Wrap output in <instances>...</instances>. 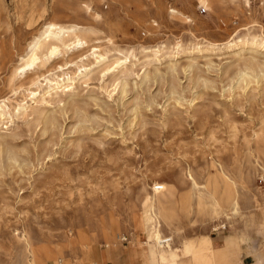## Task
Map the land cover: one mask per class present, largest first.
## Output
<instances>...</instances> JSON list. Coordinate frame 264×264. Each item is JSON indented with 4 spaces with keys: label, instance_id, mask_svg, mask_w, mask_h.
<instances>
[{
    "label": "rangeland",
    "instance_id": "374dc122",
    "mask_svg": "<svg viewBox=\"0 0 264 264\" xmlns=\"http://www.w3.org/2000/svg\"><path fill=\"white\" fill-rule=\"evenodd\" d=\"M0 264H264V0H0Z\"/></svg>",
    "mask_w": 264,
    "mask_h": 264
},
{
    "label": "bare ground",
    "instance_id": "6f19581e",
    "mask_svg": "<svg viewBox=\"0 0 264 264\" xmlns=\"http://www.w3.org/2000/svg\"><path fill=\"white\" fill-rule=\"evenodd\" d=\"M54 27H55V25H50L49 27H47V30L44 32V34L41 35V37L38 38L35 41V43L32 45L31 50H30V53H31L30 56L27 57L26 59H23L27 62L26 65L22 68L23 71L31 69L35 65V63L39 60V57H38L36 50L42 42L47 41L48 38H51L52 36L56 35V34L52 33V30ZM64 33L65 32L60 31L57 34H64ZM79 45H83V43H81L79 41L78 46ZM50 51L52 52V54H55L58 52V47H53ZM104 60L105 59L103 58L101 61H104ZM58 88H60V86ZM152 209L154 210L155 208L152 206ZM154 212H156V211L154 210ZM151 237H152V240L154 243L160 244L159 242L161 241V233L159 230H155L152 233Z\"/></svg>",
    "mask_w": 264,
    "mask_h": 264
},
{
    "label": "built area",
    "instance_id": "2783aa9c",
    "mask_svg": "<svg viewBox=\"0 0 264 264\" xmlns=\"http://www.w3.org/2000/svg\"><path fill=\"white\" fill-rule=\"evenodd\" d=\"M201 13H202V14H205V13H206V9L203 8V9L201 10ZM155 191H156V192H162V191H163V186L160 185V184H158V185L155 187ZM121 239H122V240H121L122 243L127 242V240H128L127 237H123V238H121ZM164 244H165V243H164Z\"/></svg>",
    "mask_w": 264,
    "mask_h": 264
}]
</instances>
